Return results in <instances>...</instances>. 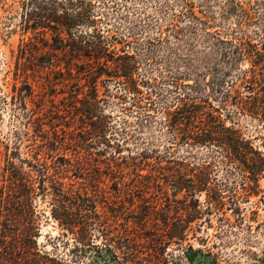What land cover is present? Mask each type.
I'll list each match as a JSON object with an SVG mask.
<instances>
[{"label": "rangeland", "instance_id": "374dc122", "mask_svg": "<svg viewBox=\"0 0 264 264\" xmlns=\"http://www.w3.org/2000/svg\"><path fill=\"white\" fill-rule=\"evenodd\" d=\"M94 5V23L76 35L84 46L102 37L110 75L113 59L134 57L139 107L126 81L96 80L83 60L70 66L62 50L71 42L27 31L21 0H0V196L10 186L6 148L25 157L49 135L74 166L66 181L96 201L113 241L96 232L95 246L78 245L39 196L34 238L0 243V264H264V168L255 174L233 159L234 147L264 159V0ZM24 42L33 54L22 55ZM55 51L60 66L50 69ZM21 95L44 125L34 137L24 136ZM86 98L97 99L105 140L85 130ZM180 231L183 240L172 239Z\"/></svg>", "mask_w": 264, "mask_h": 264}, {"label": "trees", "instance_id": "16d2710c", "mask_svg": "<svg viewBox=\"0 0 264 264\" xmlns=\"http://www.w3.org/2000/svg\"><path fill=\"white\" fill-rule=\"evenodd\" d=\"M23 8V23L26 30L36 32L39 40H44L48 32H52L53 40L60 44L72 43L73 50L67 51L64 49L62 52L65 57H71L69 65L78 68V64H74L75 60L82 61L79 68H88L89 71L97 78L107 76L108 78L115 77L119 82L126 84L129 93L135 96V106L139 107L140 99L138 95L140 91L137 83L132 79V74L137 69V63L133 56L125 55L118 57L114 60L113 75L108 73L111 68L108 65L109 54L108 51L102 46L101 36L95 34V39L98 43H85L82 44V37L77 36L78 30L81 26L91 25L94 23L97 11L94 5L96 0H21ZM32 42L23 43L21 46V53L26 56L30 51ZM67 46H70L69 44ZM40 51L41 49H35ZM60 50L59 48L56 51ZM50 55L51 61L49 62L50 69H57L60 65V59L57 52ZM69 54V55H68ZM36 58V56H35ZM131 60L133 62H131ZM41 66V65H37ZM96 66L100 72L92 68ZM102 73V74H101ZM71 74V73H69ZM94 80V79H93ZM96 84V83H95ZM96 86V85H94ZM30 90V97L33 95ZM96 92V89H94ZM87 111L83 114L86 123L85 130L88 131L89 136L105 140L108 124L107 122L94 121L93 114L97 110L95 105L97 99L88 101ZM21 103L25 110V133L27 138L34 137L30 135L31 131L43 132L44 125L40 119H35L28 111L26 97L21 95ZM212 127L209 128L211 130ZM90 131V132H89ZM103 131L104 135H102ZM45 135V134H44ZM197 143L202 144L206 142L202 137L195 139ZM43 144L28 146L25 152V157L22 156L20 146L10 150L6 148L8 181L10 186L8 192H1V206H0V243L7 249L9 239L15 241L17 244L26 241H32L34 238V230H36L34 213V203L36 197H43L44 200H49L51 205V214L53 219L59 223V226L67 231V235L74 236L75 242L84 247H92L96 244L95 233L104 237L105 242L113 241L109 229H101L105 222L97 210L96 201L84 191L77 189L73 181L67 182L68 174L74 168L71 161H66L65 157L61 158L60 155H55L58 148L57 141H51L49 135L43 137ZM106 142V143H105ZM100 143L107 145V141ZM233 159L240 161L252 173H259L263 171L264 159L254 161L251 159L249 151L242 150V148H233ZM55 152V153H54ZM53 153L54 155H51ZM230 160L232 157L229 156ZM48 159H51L49 162ZM18 161V164H16ZM65 163H62V162ZM101 162V161H100ZM252 162V164H251ZM81 171L85 169L80 168ZM109 174L114 175V166L109 164ZM86 172V171H85ZM85 172H83L85 174ZM82 173V176L84 175ZM84 179L83 177H80ZM38 218V217H37ZM172 235L173 238H178L182 241L184 233L181 231ZM105 243V244H106ZM21 251V250H20Z\"/></svg>", "mask_w": 264, "mask_h": 264}]
</instances>
